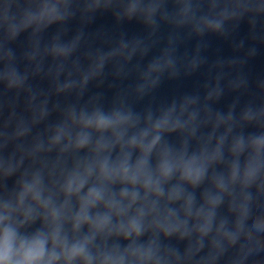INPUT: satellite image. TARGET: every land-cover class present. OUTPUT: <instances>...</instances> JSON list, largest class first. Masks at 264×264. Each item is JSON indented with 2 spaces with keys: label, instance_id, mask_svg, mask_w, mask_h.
Here are the masks:
<instances>
[{
  "label": "clouds",
  "instance_id": "clouds-1",
  "mask_svg": "<svg viewBox=\"0 0 264 264\" xmlns=\"http://www.w3.org/2000/svg\"><path fill=\"white\" fill-rule=\"evenodd\" d=\"M261 49L264 0H0V264H264Z\"/></svg>",
  "mask_w": 264,
  "mask_h": 264
},
{
  "label": "water",
  "instance_id": "water-1",
  "mask_svg": "<svg viewBox=\"0 0 264 264\" xmlns=\"http://www.w3.org/2000/svg\"><path fill=\"white\" fill-rule=\"evenodd\" d=\"M112 23L113 21L111 20V18L105 16L98 18L96 24L93 27H111ZM125 28L129 32H136L139 30V26L135 23L125 25ZM217 53L223 56L231 55V50L228 43L221 40L212 39L209 55L214 56ZM248 71L252 76H257L264 72V49H261L258 53L257 58L250 63ZM195 80L196 78L180 82H166L161 88V95H170L177 91L189 90L194 87ZM226 102L227 100L223 101L222 103Z\"/></svg>",
  "mask_w": 264,
  "mask_h": 264
}]
</instances>
